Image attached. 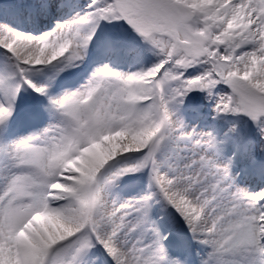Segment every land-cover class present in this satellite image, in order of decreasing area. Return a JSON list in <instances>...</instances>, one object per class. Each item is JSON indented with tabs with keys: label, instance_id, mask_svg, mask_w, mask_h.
I'll use <instances>...</instances> for the list:
<instances>
[{
	"label": "snow or ice",
	"instance_id": "obj_1",
	"mask_svg": "<svg viewBox=\"0 0 264 264\" xmlns=\"http://www.w3.org/2000/svg\"><path fill=\"white\" fill-rule=\"evenodd\" d=\"M66 7L0 6V264H264V0Z\"/></svg>",
	"mask_w": 264,
	"mask_h": 264
},
{
	"label": "bare ground",
	"instance_id": "obj_2",
	"mask_svg": "<svg viewBox=\"0 0 264 264\" xmlns=\"http://www.w3.org/2000/svg\"><path fill=\"white\" fill-rule=\"evenodd\" d=\"M20 2H28V0H0V6H3V7L6 8L7 6H9L11 4L20 3ZM67 3H68V7H66L63 10V12L61 13L60 17H58V18L70 19V18L74 17L78 12L82 13L83 11H86L87 4L90 3V0H67ZM50 22H51V20L45 21L41 25V29L42 30H48V28L51 27L49 25ZM24 30L32 31L33 29L28 27V28H26ZM91 58L92 59H91L90 63L87 64V65H92V69L94 70V68L97 66V65H95V60H98V59L101 58L102 60L105 59L104 62H106L111 57L103 56V55H97V53H96L94 55V57L91 55ZM150 64H151V61H147V62H145L144 65L143 64H135V65H121V66L123 67L122 69L124 71H128V70H137L140 67L150 66ZM134 178H136L138 180L137 177H134ZM138 182H140V184L142 185L141 189L143 187H145L146 181L138 180ZM134 184H139V183H133L132 185H134ZM118 186H119V188H117L118 191H122L123 193L126 192L125 194H128L129 197H132V194H134V191L128 193V190H125V183L123 182V179L119 182ZM118 191H116V193H118Z\"/></svg>",
	"mask_w": 264,
	"mask_h": 264
},
{
	"label": "rangeland",
	"instance_id": "obj_3",
	"mask_svg": "<svg viewBox=\"0 0 264 264\" xmlns=\"http://www.w3.org/2000/svg\"><path fill=\"white\" fill-rule=\"evenodd\" d=\"M55 24V20H51V22L49 23L50 26H54ZM108 29H103L98 33V40L97 43L99 42V39L103 37L104 32L107 31ZM96 54V49L95 47H93V49H91V55L94 57V55ZM92 59V58H91ZM105 59H98L95 60V65L99 66L100 64L103 63H107V62H113V66L114 67H118L121 70H123L122 66L117 64L112 58L108 59L106 62H104ZM145 64V63H144ZM143 64V65H144ZM92 69V65H87L85 64L80 70L79 72L77 71H71L69 72L66 76H65V83L70 84V85H75L77 83L78 80L82 79L84 76H87L90 74V72L88 71L89 69ZM241 127H243V125H241ZM131 178V179H130ZM137 181V183L140 184V182H138V180L136 178H134L133 176H129V177H125L123 178V182L125 183V190H128L129 192H133L134 194H132V196H136L140 193V191L142 190L141 188L137 191L134 190V185H132L133 183H135ZM141 185V184H140ZM142 186V185H141ZM119 188V186L117 187ZM115 189V191H118V189ZM126 193V192H125ZM122 191H118L117 195L121 196V197H129L128 194H125Z\"/></svg>",
	"mask_w": 264,
	"mask_h": 264
}]
</instances>
